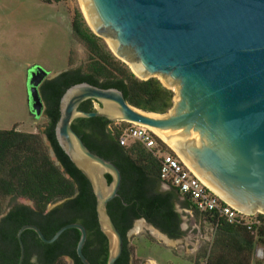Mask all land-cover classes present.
<instances>
[{
    "label": "water",
    "instance_id": "obj_1",
    "mask_svg": "<svg viewBox=\"0 0 264 264\" xmlns=\"http://www.w3.org/2000/svg\"><path fill=\"white\" fill-rule=\"evenodd\" d=\"M84 3L96 32L89 27L107 41L116 57L139 74L133 71L139 79H159L175 93L174 106L164 115L131 106L117 89L88 83L71 87L61 100L57 140L92 185L99 226L109 241L108 264H116L124 250L123 237L108 210L109 203L119 197L123 176L115 164L85 145L73 128L79 119L102 117L159 130L158 135L208 190L245 214L264 215V0ZM30 70L29 103L39 118L45 111L40 87L62 73L48 78L41 67ZM87 101L106 106V110H81ZM70 229L81 233L77 246L81 262L92 264L84 254L88 231L78 223L63 227L51 239L35 225L21 228L19 264L26 257L23 234L27 230L45 244H53Z\"/></svg>",
    "mask_w": 264,
    "mask_h": 264
},
{
    "label": "trees",
    "instance_id": "obj_2",
    "mask_svg": "<svg viewBox=\"0 0 264 264\" xmlns=\"http://www.w3.org/2000/svg\"><path fill=\"white\" fill-rule=\"evenodd\" d=\"M72 32L89 53L87 64L45 81L40 90L45 104L44 114L48 118L44 135L61 167L56 165L40 134L16 128L0 130V217L7 212L9 199L23 198L34 204V207L17 205L1 220L0 259H8L10 264H19L17 235L24 226L35 225L51 239L60 229L74 223L85 226L88 231L84 254L89 261L108 264L109 241L99 226L92 185L61 148L56 136L61 100L68 89L83 83L102 89H117L131 106L152 114H167L174 106L175 93L159 79H139L113 54L106 42L94 34L80 10L75 13ZM94 103L85 102L81 110L94 112ZM114 124L99 117L76 120L73 128L93 153L115 164L123 176L119 197L108 205L124 240L123 254L116 264H134L128 236L138 220L145 219L172 240L180 239L183 232L178 205L192 212L195 220L206 222L216 230L210 255L201 256L205 264H253L255 250L264 248V215L252 217L251 221H256L252 226L245 222L230 223L219 212H200L189 196L172 186L164 191L161 154L173 153L172 150L158 137L160 150H149L142 144L121 146L120 133L109 129ZM107 178L111 184V176ZM59 202L63 203L49 210L51 205ZM221 205L225 204L222 202ZM80 238L79 230L70 229L55 243L45 244L34 231L27 230L23 234L26 246L24 264H34L32 255H36L35 264H66V258L74 264H83L77 255ZM259 264H264V259Z\"/></svg>",
    "mask_w": 264,
    "mask_h": 264
},
{
    "label": "rangeland",
    "instance_id": "obj_3",
    "mask_svg": "<svg viewBox=\"0 0 264 264\" xmlns=\"http://www.w3.org/2000/svg\"><path fill=\"white\" fill-rule=\"evenodd\" d=\"M77 10L83 13L89 24L82 0H0V130L16 128L40 134L53 160V150L44 135L48 118L45 114L39 118L33 114L29 103L28 77L30 67L34 66L47 71L48 78L73 68L85 67L89 53L72 32ZM94 108L106 110V106L97 102ZM112 128L116 127L113 125ZM168 189L163 186L164 191ZM57 204L51 205L49 210ZM17 205L34 207L33 202L27 199H9L6 211ZM177 210L182 216L183 232L178 240H166L143 220L135 222L128 236L134 264H197L199 261L205 264L201 256L210 255L215 228L195 220L192 213L183 210L180 205ZM261 260L256 249L253 264H259ZM65 262L73 264L69 258Z\"/></svg>",
    "mask_w": 264,
    "mask_h": 264
},
{
    "label": "built area",
    "instance_id": "obj_4",
    "mask_svg": "<svg viewBox=\"0 0 264 264\" xmlns=\"http://www.w3.org/2000/svg\"><path fill=\"white\" fill-rule=\"evenodd\" d=\"M114 126L116 128L110 126L109 129L111 132L117 130L120 133L121 146L142 144L149 150L159 149L158 136L150 128L130 122H116ZM172 152L161 154L160 173L161 179L165 182L164 185L168 188L172 186L189 196L202 213L219 212L230 223L245 222L252 226L256 222L255 220L251 221V218L257 214L253 216L245 214L208 190L182 159L173 150ZM222 202L225 204L224 206L221 205ZM257 257L264 259V248H257Z\"/></svg>",
    "mask_w": 264,
    "mask_h": 264
},
{
    "label": "bare ground",
    "instance_id": "obj_5",
    "mask_svg": "<svg viewBox=\"0 0 264 264\" xmlns=\"http://www.w3.org/2000/svg\"><path fill=\"white\" fill-rule=\"evenodd\" d=\"M82 2H83V9H84V13H85V15H86V18H87V21H88V23H89V25H90V27L94 30V27H93V25H92V22H91V20H90V17H89V15H88V12H87V9H86V6H85V3H84V0H82ZM95 31V30H94ZM96 32V31H95ZM134 71V70H133ZM135 72V71H134ZM136 73V72H135ZM136 75L137 76H139V77H141L139 74H137L136 73ZM169 148H171L158 134H159V130H156V129H154V128H150ZM172 149V148H171ZM260 212V211H259ZM261 212H263V211H261Z\"/></svg>",
    "mask_w": 264,
    "mask_h": 264
},
{
    "label": "flooded vegetation",
    "instance_id": "obj_6",
    "mask_svg": "<svg viewBox=\"0 0 264 264\" xmlns=\"http://www.w3.org/2000/svg\"><path fill=\"white\" fill-rule=\"evenodd\" d=\"M40 90H41V87H40ZM162 189H163V187H162ZM24 206V205H23ZM16 206H13V207H11L3 216L4 217H6V216H8V215H10V212L15 208ZM29 207V206H28ZM1 223V222H0ZM181 231H182V224H181ZM29 244H32L31 243V241H29ZM94 252V251H93ZM32 259H31V262L32 263H37V258H36V255H32V257H31ZM0 264H10V260H8V259H5V260H1L0 259ZM74 264V263H73Z\"/></svg>",
    "mask_w": 264,
    "mask_h": 264
},
{
    "label": "crops",
    "instance_id": "obj_7",
    "mask_svg": "<svg viewBox=\"0 0 264 264\" xmlns=\"http://www.w3.org/2000/svg\"><path fill=\"white\" fill-rule=\"evenodd\" d=\"M0 222H1V220H0Z\"/></svg>",
    "mask_w": 264,
    "mask_h": 264
}]
</instances>
